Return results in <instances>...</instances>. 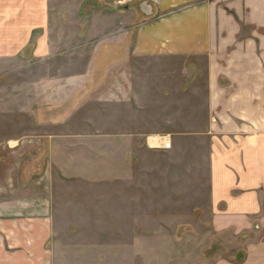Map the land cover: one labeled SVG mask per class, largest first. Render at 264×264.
Returning <instances> with one entry per match:
<instances>
[{"label": "crops", "instance_id": "obj_1", "mask_svg": "<svg viewBox=\"0 0 264 264\" xmlns=\"http://www.w3.org/2000/svg\"><path fill=\"white\" fill-rule=\"evenodd\" d=\"M123 1L131 24L92 40L89 55L67 48L60 82L54 75L30 82L44 105L30 107L28 133L0 141V264H133V239L158 237L136 228L154 216L152 197L165 196L150 190L167 188L54 183V143L147 142L162 134L171 147L182 134L208 142V221L251 230L237 264H264V0ZM50 25V0H0V60H49L56 52ZM152 69L179 80L163 95L187 92L189 120L173 124L188 131L149 134L137 122ZM192 197L181 216L196 215Z\"/></svg>", "mask_w": 264, "mask_h": 264}, {"label": "rangeland", "instance_id": "obj_2", "mask_svg": "<svg viewBox=\"0 0 264 264\" xmlns=\"http://www.w3.org/2000/svg\"><path fill=\"white\" fill-rule=\"evenodd\" d=\"M139 1L133 0V6ZM125 5L123 0H50L49 32L54 41V55L42 62L0 60V141L9 134L28 133L30 107L44 105L42 96L30 94V82H43L47 75L56 76L54 83L60 82L58 75L66 64L62 58L67 48L72 49L70 53L84 51L89 55L92 40L107 37L131 24V14L126 13ZM61 39L74 44L66 46L61 44ZM146 81L143 104L147 108L136 117L138 121L134 118V123H147L143 127H147L149 134L188 131V125L173 124L178 118L180 123L189 120L187 92L163 95L167 84L174 91L177 77L153 70ZM141 89L138 88L139 96ZM182 137V141H172V147L166 150L160 144L153 146L141 140L54 143L52 181H116L148 183L150 187L159 184L167 188L150 190L151 194L162 192L165 196L163 199L151 196L154 199L149 207L154 216L146 224L137 223L136 228L158 237L149 238L148 243L133 239V264H210V261L237 264L243 257V251L239 250L241 243L248 239L246 235L252 234L251 230H220L216 223L208 221L209 214H205L210 177L208 142L189 141L188 134ZM11 144L15 143L8 142L7 147ZM194 193L196 215L190 216L191 219L181 216L189 211V194L193 198Z\"/></svg>", "mask_w": 264, "mask_h": 264}, {"label": "built area", "instance_id": "obj_3", "mask_svg": "<svg viewBox=\"0 0 264 264\" xmlns=\"http://www.w3.org/2000/svg\"><path fill=\"white\" fill-rule=\"evenodd\" d=\"M160 147L164 148V149H169L171 147V140L170 138L167 137H162L161 143L159 145Z\"/></svg>", "mask_w": 264, "mask_h": 264}, {"label": "water", "instance_id": "obj_4", "mask_svg": "<svg viewBox=\"0 0 264 264\" xmlns=\"http://www.w3.org/2000/svg\"><path fill=\"white\" fill-rule=\"evenodd\" d=\"M142 8V10L147 13V14H150V8L148 6H145V4H141L140 6Z\"/></svg>", "mask_w": 264, "mask_h": 264}, {"label": "bare ground", "instance_id": "obj_5", "mask_svg": "<svg viewBox=\"0 0 264 264\" xmlns=\"http://www.w3.org/2000/svg\"><path fill=\"white\" fill-rule=\"evenodd\" d=\"M165 137H167V136H165ZM161 140H162V137H154V138H150V140L149 141H151L152 143H154V141H158L159 142V144L161 143Z\"/></svg>", "mask_w": 264, "mask_h": 264}]
</instances>
